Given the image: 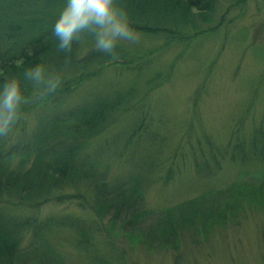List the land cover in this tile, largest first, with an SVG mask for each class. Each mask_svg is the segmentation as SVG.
Segmentation results:
<instances>
[{"label":"rangeland","instance_id":"1","mask_svg":"<svg viewBox=\"0 0 264 264\" xmlns=\"http://www.w3.org/2000/svg\"><path fill=\"white\" fill-rule=\"evenodd\" d=\"M231 3L232 0H216L210 18L223 14L220 28L187 43L165 42L161 34L140 33L138 44H121L143 55L136 62L139 65L124 70L119 64H110L101 69L93 79L63 96L62 101L52 98L24 113L22 121L8 137L0 138V143L9 145L28 137L39 115L126 91L125 106L118 108L116 123L98 138H92L82 150L95 151L92 164L105 174V188L136 189L143 208L150 209L142 217L148 222L159 218L163 208L198 194L203 195V206L198 207L201 211L197 214L211 213L222 201L213 200V189H233L230 183L238 175L239 180L249 179L257 168L255 163L244 166L227 156L219 158V151L236 135L248 139L264 116V0H246L242 8ZM210 22L194 15L193 23L198 28ZM184 29L192 31L189 26ZM171 64V70L166 72ZM165 76L167 79L162 81ZM137 124L139 131L132 137L130 130ZM14 163L12 160L9 166ZM81 187L80 200L90 201V188L84 182ZM251 188L243 187V197L238 195V208L249 203L250 209L241 212L234 208L236 214L219 220L204 237L207 240L202 239L203 234H194L201 229L202 223L197 220L195 227L186 228L178 255L172 248L158 249L151 243L145 246L122 235L118 221L109 225V213L97 219L105 207L97 203L96 197L91 211L67 197L58 204H43L39 220L52 222L64 217L63 222L68 220L73 225L64 223L51 232L45 230L34 241L27 232L23 233L20 245L35 244L32 263L104 264L99 260L105 256L106 264H264V192L257 195L251 193ZM56 192L67 196L74 189L65 186ZM191 207L192 203L179 212ZM8 211L15 215L27 212L17 207H9ZM96 221L102 225L100 229H96ZM193 237L200 239L198 245L191 240ZM116 248L125 253L120 255Z\"/></svg>","mask_w":264,"mask_h":264},{"label":"trees","instance_id":"2","mask_svg":"<svg viewBox=\"0 0 264 264\" xmlns=\"http://www.w3.org/2000/svg\"><path fill=\"white\" fill-rule=\"evenodd\" d=\"M245 1L232 0L230 5L242 8ZM66 2L67 0H0V86L6 79L20 77L24 94L27 96L33 91L30 85L25 87L26 82L22 79V73L27 68L43 63L54 67L62 74V85L57 92L42 101L23 106V115L38 105L46 104L49 99L62 101L63 96L75 91L80 83L93 79L101 69L110 64H119L126 70L129 66L133 68L134 64L139 65L136 62L143 58L142 54H134L131 49L118 45L116 51L119 56L112 60L105 53L95 50L90 37H86L80 43L74 42L70 54L58 52V40L53 35V26ZM120 3L126 5L132 21L131 26L138 33L161 34L165 42L175 40L184 44L204 33L216 32L223 19V14L217 19L210 18L216 0H120ZM227 8L228 6L223 12ZM194 15L203 22H212L198 28L193 23ZM187 26L191 28V32L184 29ZM182 29L184 30L181 32ZM212 64L213 61L210 65ZM171 67L172 64L168 66L166 72H169ZM161 79L163 81L167 77ZM126 96V91L111 96L106 94L87 101L82 100L74 107L62 109L63 111L39 115L28 137L9 145L0 143V264H45L32 263L35 244L29 243L23 247L20 241L26 232L34 241L44 234L45 230L51 232L53 228L64 223L71 225L72 222L69 223L68 220L62 221L64 217L52 222L38 219L39 209L43 204L47 202L58 204L63 202L65 197L89 211L93 209L92 202L96 197L97 203H104L105 207V212L97 219L101 220L109 213V219H113H110L109 225L118 221V230L122 235L145 246L151 243L158 249L172 248L178 255L180 242L183 240V234L187 233L185 232L187 227H195V222L199 220L202 223L201 229L195 228L198 233L194 234H203L202 239L207 240L208 237H204L214 230L218 222H221L219 220L228 214L229 216L236 214L234 208L239 207L238 195L243 197V187H252L251 193L257 192V195L260 191L264 192L263 116L258 126L253 127L248 139H239L236 135L235 140L219 151V158L227 156L231 162L244 166L250 162L255 163L253 165L257 168L255 173L252 170L249 179L239 180L238 175L230 183L233 189L230 187L213 189L214 191H211L214 194L213 200L222 201L211 210V213L197 214L201 211L198 207L203 206V195L198 194L175 206L163 208L165 212L160 211L162 213L159 218L150 222L144 221L143 218L150 209L143 208L136 189L133 191L130 187L124 189L121 186H113L109 190L105 188L107 185L106 180L104 181L105 174L96 171L95 165L92 164L95 151L88 149L82 151L85 146L88 147L92 138H98L116 123L117 110L125 106L123 104ZM21 121L22 119L19 122ZM134 126L132 131L130 130L132 137L137 136L140 128L138 124ZM238 129L236 127V131ZM12 160L15 163L10 167ZM213 160L215 162L214 158ZM241 173L244 175L243 171ZM167 178L166 176L165 180ZM82 182L91 190V199L90 201L87 199L88 202L79 198L80 195L83 196ZM65 186L74 189V193L66 196L65 193L56 192ZM108 200L116 202L110 204ZM191 203L190 210L179 212V209L184 210L188 204L191 206ZM9 207L22 208L27 212L25 215H15L8 211ZM226 207L234 210L230 212ZM246 209H250L249 203L237 210L243 212ZM94 213L98 216L97 211ZM97 223L99 226L96 229H100L102 225L100 222ZM191 240L194 244L200 243L198 238L193 237ZM111 247L116 246L111 243ZM116 249L120 255L125 253ZM54 258L56 259V256ZM100 258L102 260L99 261L106 264L105 256Z\"/></svg>","mask_w":264,"mask_h":264},{"label":"clouds","instance_id":"3","mask_svg":"<svg viewBox=\"0 0 264 264\" xmlns=\"http://www.w3.org/2000/svg\"><path fill=\"white\" fill-rule=\"evenodd\" d=\"M126 5L120 0H67L53 26L58 40L57 51L71 53L74 42L93 40L94 48L116 60L118 45L133 46L141 34L132 26ZM25 87L32 94L25 95L20 77L6 79L0 86V138L8 137L22 119L25 105L39 102L57 92L62 85V74L43 63L27 68L22 73Z\"/></svg>","mask_w":264,"mask_h":264}]
</instances>
